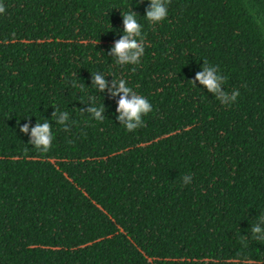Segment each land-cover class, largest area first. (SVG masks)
<instances>
[{"label": "trees", "instance_id": "obj_1", "mask_svg": "<svg viewBox=\"0 0 264 264\" xmlns=\"http://www.w3.org/2000/svg\"><path fill=\"white\" fill-rule=\"evenodd\" d=\"M0 2V264H264V0H170L155 25L150 0ZM129 5L145 52L117 65ZM204 60L239 90L231 105L195 80ZM97 72L148 99L142 127L120 124ZM46 119L42 153L28 141Z\"/></svg>", "mask_w": 264, "mask_h": 264}, {"label": "clouds", "instance_id": "obj_2", "mask_svg": "<svg viewBox=\"0 0 264 264\" xmlns=\"http://www.w3.org/2000/svg\"><path fill=\"white\" fill-rule=\"evenodd\" d=\"M140 3L141 0H136ZM170 0H150L149 6L145 11L144 17L151 24L155 25L168 16V4ZM121 14L123 17V30L120 38L115 41L114 47H112L109 55L115 57V63L117 65H139L141 63V57L145 52V34L143 32V25L138 22V14L131 10ZM6 12V6L3 2H0V14ZM202 71L196 73L195 80L199 81L208 92H211L217 100L224 105H231L236 101L240 95L239 90H234L229 94L222 88V85L226 82V77L220 74V69L217 65L210 64L207 60H204L202 65ZM135 69H133L134 71ZM104 75L101 72L92 74V84L96 90L103 92L107 87L110 95L115 96L119 94V100L117 101L116 112L118 113L116 119L125 127L128 132H134L137 128L142 127L145 123L143 117L152 111V104L146 97L136 92L132 87L128 86L125 79L121 78L118 81L112 80V86H108V82L104 79ZM110 75V74H109ZM191 83L195 85V82L191 80ZM83 88V85H81ZM88 100H91V105L86 109L90 117L97 122H103L105 116L102 115L105 111L104 104L97 105L96 98L89 96ZM83 113L85 110L80 109ZM59 113V115H58ZM54 121L60 124L64 131H69V125L66 121H69V113L67 111H61L56 108L51 115ZM19 123V122H18ZM19 131L22 133L29 132V126L24 123L19 126ZM54 135L52 132V124L49 120H44L43 123L37 122L30 130L29 143L34 146L38 151L47 153L53 143ZM184 184H188L192 180L191 174H188L182 178ZM252 239L264 242V216H260L257 222L250 227ZM242 243L247 246V239L242 240Z\"/></svg>", "mask_w": 264, "mask_h": 264}]
</instances>
